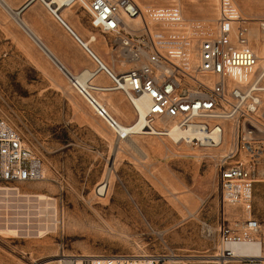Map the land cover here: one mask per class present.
Segmentation results:
<instances>
[{
	"label": "rangeland",
	"instance_id": "1",
	"mask_svg": "<svg viewBox=\"0 0 264 264\" xmlns=\"http://www.w3.org/2000/svg\"><path fill=\"white\" fill-rule=\"evenodd\" d=\"M6 1L17 9L27 2ZM134 1L145 10L153 5L180 4L188 21L214 22L218 16V0ZM234 1L249 27L259 29L264 21V0ZM66 8L64 18L77 34L85 41L96 35L98 40L91 47L106 61L114 59L106 45L110 37L92 26L87 11L80 5ZM21 17L73 73L84 70L82 62L86 68L94 67L45 3L34 2ZM106 79L101 75L96 81ZM102 98L121 122H135V107L123 93ZM0 116L42 158L44 178L24 188L55 198L58 209L57 228L45 237L25 231L26 235L22 232L18 237L0 234V264H41L54 260L45 259L47 256L59 255L55 257L59 259L63 254L88 253L161 254L165 264H216L213 255L219 222L224 217L234 221L242 214L239 207L222 200L214 160L218 152L178 144L161 135L118 142L109 124L1 2ZM106 179L110 189L105 197L97 190ZM255 202L264 221V183L256 187ZM241 251L258 253L249 246ZM172 256L177 261L172 262Z\"/></svg>",
	"mask_w": 264,
	"mask_h": 264
},
{
	"label": "built area",
	"instance_id": "2",
	"mask_svg": "<svg viewBox=\"0 0 264 264\" xmlns=\"http://www.w3.org/2000/svg\"><path fill=\"white\" fill-rule=\"evenodd\" d=\"M69 5L87 11L92 26L110 37L106 45L116 56L106 61L61 13L51 11L94 63L82 71L89 73L87 80L72 81L77 93L109 124L120 143L137 135H166L174 125L182 132L197 133L181 142L217 151L214 160L222 200L239 207L242 214L234 221L224 217L219 222L215 263L264 264V221L255 202L256 187L264 183V21L255 32L234 0H218L214 22L188 21L177 3L146 10L134 0H71ZM101 75L107 79L97 82ZM114 92L123 93L135 108L147 102V122L141 133L126 129L113 115L102 95ZM43 178L42 158L0 116L3 223L20 226L25 232L46 224L38 195L24 188ZM243 243L259 252L239 254L235 246ZM165 262L161 254H146L136 261L124 255L63 254L57 259V264Z\"/></svg>",
	"mask_w": 264,
	"mask_h": 264
},
{
	"label": "bare ground",
	"instance_id": "3",
	"mask_svg": "<svg viewBox=\"0 0 264 264\" xmlns=\"http://www.w3.org/2000/svg\"><path fill=\"white\" fill-rule=\"evenodd\" d=\"M32 1L33 0H27L26 4L29 2H32ZM36 1H41V2L45 3V5H47L51 11L57 10L59 13L62 14L63 17L65 15V10L68 9V8L65 9V6H69V4L71 2V0H34V2H36ZM173 1H177V0H173ZM0 2L4 5L6 10H8V12L16 19L18 24L38 43L40 48L46 52V54L50 57V59L60 67V69L69 77L70 80L75 82L76 79L82 81V80H87L89 78L90 75L87 71L82 72V74L81 73L75 74L62 61L59 60V58L55 55V53L49 49V47L40 39V37L34 32V30L29 26V24L21 17L22 13H19V10L21 8L17 9V8L12 7L11 4H9L6 0H0ZM241 17L243 19H245L244 16L241 15ZM257 29L258 28L254 29L255 32H258ZM97 40H98V37L96 35H92L88 41L84 40V42L91 46V44L93 42H97ZM82 67H83V69H85L87 66L85 63H83ZM147 106H148L147 102H144L143 104H138V107L135 108L136 120H135V122H132L130 124H126V129H130L132 131H137L138 133H141V129H142L143 125L146 124V122H147V120H146L147 113H148ZM143 133L147 134V132H144V131H143ZM155 134L159 135V133H155ZM138 136H141V135H137L135 137H138ZM162 136L169 137L173 141H175L176 143L180 144L181 138L186 137L187 139L190 140L193 136H197V133L192 132V131L182 132V131L178 130L177 128H175L174 125H171V128L169 129L168 133H166V135H162ZM186 144H188V143H186ZM188 146H191V145L188 144ZM136 148L138 151L143 153L141 151L140 147L137 146ZM109 189H110L109 179H106L105 181H103L100 184V186L97 190V194L106 197L109 194ZM36 197H37V201H38V206L40 208V213L45 214L46 217L49 216V219L46 218V220H48V221L52 220L53 222H51V223H53V226L51 227L49 225L50 223L48 224L46 222L47 226H49V227H46V224L40 225L37 228V230L35 231V233L30 232V230H29L28 235L34 234L37 237H45L47 234L50 233V230H54L55 226L57 225V221L54 219L55 218L54 216H56L57 211H58L57 203H56L55 198L50 197L46 194H40L39 196H36ZM23 231H25V230L21 229L20 226H16V225L13 226V225H8L6 223H2V220L0 219V234H11V235H15L18 237V236H21L23 234L22 233ZM243 246H249V249L253 248L259 252L258 248H256L252 244L243 243V244H238L235 246V249L239 254H244L241 251ZM84 255L91 256V257L104 256V255H100V254H89V253L84 254ZM145 256H146L145 254L142 256H140V255L136 256L135 255V256H132V258L134 261H136V260H139ZM53 257H54V260L48 261L49 262L48 264H50L52 262H57V259L55 257H59V255L50 256V257L47 256L44 258L48 260V259L53 258ZM204 257L207 258L208 256H204ZM170 260L172 262L177 261L175 256H172V258ZM211 262H214V260H211Z\"/></svg>",
	"mask_w": 264,
	"mask_h": 264
},
{
	"label": "water",
	"instance_id": "4",
	"mask_svg": "<svg viewBox=\"0 0 264 264\" xmlns=\"http://www.w3.org/2000/svg\"><path fill=\"white\" fill-rule=\"evenodd\" d=\"M34 0L32 2L27 3L26 5L22 6L21 9L19 10V13H23L27 8H29Z\"/></svg>",
	"mask_w": 264,
	"mask_h": 264
},
{
	"label": "crops",
	"instance_id": "5",
	"mask_svg": "<svg viewBox=\"0 0 264 264\" xmlns=\"http://www.w3.org/2000/svg\"><path fill=\"white\" fill-rule=\"evenodd\" d=\"M26 4V3H25ZM24 4V5H25ZM33 4V3H32ZM20 9V8H19ZM73 38V37H72ZM73 40H74V38H73ZM84 40V39H83ZM75 41V40H74ZM76 42V41H75ZM80 46V45H79ZM81 49H82V47H80ZM83 50V49H82ZM84 62H82V64H83ZM82 64H81V66H82Z\"/></svg>",
	"mask_w": 264,
	"mask_h": 264
}]
</instances>
